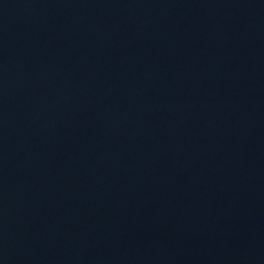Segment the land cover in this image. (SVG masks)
<instances>
[{"label":"water","instance_id":"1","mask_svg":"<svg viewBox=\"0 0 264 264\" xmlns=\"http://www.w3.org/2000/svg\"><path fill=\"white\" fill-rule=\"evenodd\" d=\"M0 264H264V0H0Z\"/></svg>","mask_w":264,"mask_h":264}]
</instances>
